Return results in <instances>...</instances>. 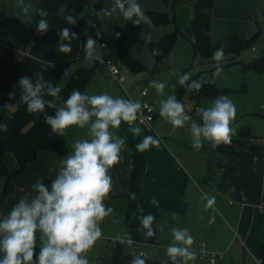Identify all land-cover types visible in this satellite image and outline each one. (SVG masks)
<instances>
[{"label": "crops", "instance_id": "crops-1", "mask_svg": "<svg viewBox=\"0 0 264 264\" xmlns=\"http://www.w3.org/2000/svg\"><path fill=\"white\" fill-rule=\"evenodd\" d=\"M70 1L23 0L24 5H31L25 14L18 0H0V10L6 12V23L0 29V38L21 54V66L27 76L34 79L33 74L38 72L39 61L47 58L59 28V18L62 17L59 10L61 7L67 9ZM194 3L192 1L190 5ZM39 9L48 12L46 19L49 31L43 35L36 32V23L41 18L38 15ZM97 9L101 14L102 9L95 6V11ZM256 57L257 49L252 47L248 61ZM233 61L229 58L226 65ZM256 74L263 84L264 72ZM94 77L82 92L101 94L97 91ZM188 96L190 101H183L182 98L180 102L193 120L201 122L197 109L209 107L213 99L196 102L190 93ZM156 102L152 104L155 106ZM243 110L244 115L252 116L247 107H239L236 111L242 114ZM257 120V114L254 113L248 123H243L241 119L231 123V126H236L239 121L232 138L238 136L241 128H250L251 136L244 146V152L238 154L223 144L213 149L210 142H204L203 147L197 150L192 147L187 125L174 129L156 110L151 130L153 137L160 139L161 144L145 150L147 164L137 179L138 204L127 213V196L132 187V167L129 161L132 160L126 139L122 161L110 170L113 189L105 200L106 206L114 209V216L106 217L100 223L102 237L97 242L105 244V251L100 255L88 256L90 264H109L112 261H119L116 264H130L133 257L138 256L137 249L149 250L143 256L146 264L171 262L168 256H156L154 248L167 247L172 243L173 228L187 229L195 239L192 248L198 257L188 264H208L209 252L223 253L217 264H264V256L260 254L264 245V209H260L264 204V131H261V135L257 134V131L264 128V121L257 126ZM86 131L78 127L67 129L64 135L67 154L41 151L25 171L13 176L5 195L2 196V192L0 194V214L6 215L25 193L31 192V185L38 179L49 184L50 179L56 176L60 159L72 152V145L77 139L86 137ZM113 131L126 138L128 136L126 126ZM141 133H144L143 127ZM253 151H258L259 156L252 159ZM3 159L11 171L18 168L12 153L6 152ZM205 196L215 198L214 205L207 210ZM153 199L157 204L151 202ZM147 215L155 217L152 223L155 235L152 237L146 235L147 230L141 224V217ZM125 232L130 235L131 243L128 244L132 245V255L124 254L123 248L127 242L121 243L116 239ZM203 243L205 246L202 248ZM151 254L152 260L149 259Z\"/></svg>", "mask_w": 264, "mask_h": 264}, {"label": "clouds", "instance_id": "clouds-1", "mask_svg": "<svg viewBox=\"0 0 264 264\" xmlns=\"http://www.w3.org/2000/svg\"><path fill=\"white\" fill-rule=\"evenodd\" d=\"M18 3L23 13L27 14L31 5H24L23 0H18ZM102 11L106 16L122 14L135 26L142 22L151 23L137 0H113L112 6ZM59 14L67 24L77 23V18L65 8L61 7ZM38 15L41 18L36 23V32L43 35L49 31L48 12L39 9ZM85 35V59L91 61L96 58L97 40L87 33ZM115 35L119 38L120 33ZM58 36V51L65 54L72 51L71 42L79 38L69 27L62 28ZM161 54L160 49H152L153 56ZM212 59L217 64L216 75H219L223 71L221 65L226 63L224 46L213 52ZM67 74L68 70H65L64 75ZM33 75L34 79L21 76L16 86L20 91V102L26 106L28 113L43 114L44 122L58 137H64L66 130L73 127L86 129V137L77 139L72 145V152L60 159L56 176L50 179L49 184L38 179L31 185V192L25 193L6 215L0 214V253L3 254L0 264H90L87 253L102 237L100 223L106 217L114 216V209L105 204L113 189L110 170L122 161V150L127 146V138L113 130L126 126V131L133 138L139 136L142 130L134 122L142 105L139 101L113 97L107 92L90 95L79 89H73L67 99L58 103L61 88L44 78L43 69ZM177 75L181 86L195 92L202 89V83L191 80L190 73ZM190 80L191 83H188ZM149 86L164 96L165 82L153 80ZM14 96L15 89L9 93V98ZM159 103V115L174 129L188 126L194 149H201L204 142H210L213 149L231 144L234 135L231 123L235 119L236 107L227 95L217 96L209 107L197 109L201 122L193 120L175 95H168ZM10 106L0 105V111ZM48 108L53 109L54 114L49 115ZM7 130V124L0 122V131ZM160 144V139L149 135L144 136L135 148L143 153ZM129 166L134 167L133 162L129 161ZM131 198L135 199V193L131 194ZM204 198L207 199V210L214 205L215 198ZM151 202L157 204L155 199ZM154 220L152 215L141 217L148 237L155 235L152 228ZM172 238L166 249L172 264H188L197 259V253L192 248L195 239L187 229L173 228ZM116 239L121 243H131L127 232ZM130 264H146V259L135 256Z\"/></svg>", "mask_w": 264, "mask_h": 264}, {"label": "trees", "instance_id": "trees-1", "mask_svg": "<svg viewBox=\"0 0 264 264\" xmlns=\"http://www.w3.org/2000/svg\"><path fill=\"white\" fill-rule=\"evenodd\" d=\"M157 1L168 2V0ZM178 1L181 0H173V3L176 4ZM213 6L214 0H197L193 5L194 17L191 20L193 38L190 41L195 53H200L206 59H212L213 52L221 46H224L225 56L239 54L243 49L250 47L255 37L246 39L238 34L227 35L221 43L213 42L211 38L212 25L210 14V10ZM88 7V0L70 1L66 12H71V14L77 18V23L75 25H69L63 16L59 18V28L55 34L47 58L45 60H40L38 63V72L43 69L44 78L51 81L56 86H59V82L66 78V75H64L65 70H67L70 65L78 64L71 76L64 81L63 85L59 86L61 92L59 94V100L57 101L58 103L67 99L73 89L83 91L100 66L99 60L96 58L91 61L85 59L83 45L85 42L84 33L88 28L96 39L105 43V39L108 37V31L101 21L99 9L87 13L85 20L80 19V16L85 13ZM146 13L155 26H167L171 23L175 24V28L164 34L159 40L150 42L147 40L144 41V44L148 47L151 54L152 49H160L161 55H152L156 63H159L172 51L178 36L182 34L183 31L177 24L175 17L171 18L167 12L148 10ZM5 23L6 12L0 10V29ZM64 27H69L70 30L77 33L79 37L77 40L71 42L72 51L67 54L59 52L57 47L59 43L58 33ZM97 32L100 33L99 37L97 36ZM116 32L120 33L115 44L117 58L120 63L131 72L146 70V65L133 57L129 52L122 30L117 27ZM84 61L90 64L87 66L82 65ZM243 70L247 72L254 71L256 73L264 72V54L245 62L243 64ZM24 75L26 74L21 66V54L15 50L10 43L0 38V101L3 105H11L8 108L10 116L5 123L8 126V130L6 132L1 131L0 134V175L5 177L2 196H4L8 190L11 178L25 171L27 165L37 158L39 152L44 151L60 155L68 153V147L64 137H58L51 132L50 127L44 122L43 114L28 113L26 106L20 102V91L16 86L19 78ZM191 80H196V78H192ZM191 80L188 83H191ZM211 81L213 80L201 82L203 86L199 92L190 89V97L198 102L203 99H214L217 96L226 95V93L230 91L228 88L220 87L215 81L214 83ZM14 89L16 91V96L10 99L9 93ZM185 90L186 87L180 86L176 91L175 96L179 101L183 98ZM46 111L49 115L54 114L53 109L48 108ZM143 128V134L141 133L135 138L129 133L127 136V143L131 151V160L134 164L131 175L132 187L127 196L128 214L138 204L137 179L147 164L145 151L139 153L136 151L135 146L144 136H153L151 129L146 127ZM250 136L251 131L249 127L241 128L238 131V136L232 138L231 144L227 145V148L238 154L244 152V146L248 142ZM6 152L12 153L18 162V168L14 171L8 168L3 159ZM251 155L253 159L255 156H259V153L258 151H253ZM132 193H135V199L131 198ZM37 243L39 244V240ZM260 252L261 256H264V245L261 247ZM2 255L3 254L0 253V256ZM158 264H166V262H160ZM167 264H172V262H167Z\"/></svg>", "mask_w": 264, "mask_h": 264}, {"label": "rangeland", "instance_id": "rangeland-1", "mask_svg": "<svg viewBox=\"0 0 264 264\" xmlns=\"http://www.w3.org/2000/svg\"><path fill=\"white\" fill-rule=\"evenodd\" d=\"M192 1L194 3L197 0H181L176 4L173 3V0H168L167 3L157 0H137L145 15H147L146 12L148 10L167 12L171 18L175 17L177 24L183 31L178 36L172 51L159 63H156L144 41H149V38L150 41L159 40L164 34L175 28L174 23L167 26H155L147 15L151 20L150 24L142 22L139 26H135L131 21H126L122 14L116 13L112 16H106L102 11L100 14L101 21L108 31V37L105 39L106 45L102 46L101 40L96 39L88 28L85 33L97 40L96 59L99 61L111 60L118 66L122 76L121 81L118 82L108 74L107 68L100 63L94 74L97 91L101 92V94L107 92L113 97L130 98L141 103V91L147 89L146 100L151 103L157 100L155 107L159 112L160 100L166 99L168 95H175L181 86L178 83L177 74L187 72L191 74V79L196 78L200 82L213 80L220 87L229 88L230 91L226 95L233 101L236 110L239 107H247L252 116L254 113L257 114V121H259L257 126H259L264 121V83L262 84L260 76L255 72L244 71L243 64L250 59L252 47L257 49L258 56L264 54V0H214V6L210 10L211 38L214 43L223 41L225 36L230 34H238L246 39L255 37L252 45L240 51L239 54L226 55V61L229 58L234 61L229 65L223 63L221 65L223 71L219 75H216V62L213 59L204 58L200 53H195L191 44L190 40L193 38L191 20L194 17V7L190 5ZM88 2L89 7L80 16L82 20L86 19L87 13L95 11V6L103 9L110 8L113 4V0H88ZM117 27L122 30L131 55L142 61L147 67L146 70L131 72L120 63L115 52V44L118 39L115 35ZM89 64L87 61L82 63L85 66ZM77 66L78 64H73L68 67V74L65 79L59 82V86L63 85L62 83L71 76ZM153 80L165 82L164 96H160L154 88L149 86ZM244 87H246V90H243ZM189 90L186 87L183 101H190ZM0 105L2 104L0 103ZM245 110H243L242 114L236 111L235 116L237 117L234 120L241 119L243 123H248L252 116L244 115ZM9 116L8 108L0 111V122L6 123ZM238 122L236 126L234 124L231 126L234 130H236ZM134 125L142 130V126L138 124L137 120ZM262 130L264 131V128L257 131V134L259 135ZM4 182L5 177L0 175V194L3 190ZM103 245H105L103 242H96L87 253V256L103 254L105 251ZM166 249L167 247L165 246H157L154 248V254L160 258H165L167 256ZM123 251L125 255H132V245L126 243ZM143 252L148 253L149 250L144 249ZM152 255L149 257L150 260L153 258ZM116 262L119 261H112L109 264H116Z\"/></svg>", "mask_w": 264, "mask_h": 264}, {"label": "built area", "instance_id": "built-area-1", "mask_svg": "<svg viewBox=\"0 0 264 264\" xmlns=\"http://www.w3.org/2000/svg\"><path fill=\"white\" fill-rule=\"evenodd\" d=\"M102 46H105V43H102ZM105 67L108 69L109 74L117 79L118 81L121 80L122 73L119 70L118 66L115 65L111 60H101L100 61ZM148 95V90H142L141 91V111L138 113V124L142 127H146L148 129H153V123L156 117V108L155 106L146 100V96ZM260 209H264V204L260 206ZM205 246V244L203 243ZM203 251V250H202ZM136 253L138 256H145L146 254L143 251H140L139 249L136 250ZM223 256V253L219 252H209V258H208V264H217L218 258H221Z\"/></svg>", "mask_w": 264, "mask_h": 264}]
</instances>
